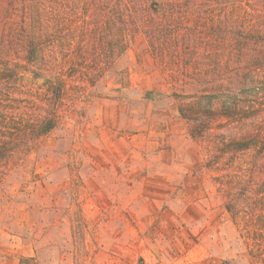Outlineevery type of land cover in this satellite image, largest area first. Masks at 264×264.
Returning a JSON list of instances; mask_svg holds the SVG:
<instances>
[{
    "label": "rangeland",
    "instance_id": "obj_1",
    "mask_svg": "<svg viewBox=\"0 0 264 264\" xmlns=\"http://www.w3.org/2000/svg\"><path fill=\"white\" fill-rule=\"evenodd\" d=\"M259 187L264 0H0V264H257Z\"/></svg>",
    "mask_w": 264,
    "mask_h": 264
},
{
    "label": "trees",
    "instance_id": "obj_2",
    "mask_svg": "<svg viewBox=\"0 0 264 264\" xmlns=\"http://www.w3.org/2000/svg\"><path fill=\"white\" fill-rule=\"evenodd\" d=\"M93 8L101 15L104 7L99 4H94ZM248 15V13H246ZM31 47L28 50L29 54L33 55L35 43L30 41ZM98 70H94L95 77L101 75L102 71L110 67V62L97 65ZM184 115V113H182ZM50 126H48L49 128ZM47 127L45 128L48 129ZM224 151L228 149L232 152H244L246 150L255 149L258 143L253 138H239L234 139L224 144ZM260 148V147H258ZM256 157L254 158V160ZM260 159V158H258ZM257 159V160H258ZM254 160H250L254 165ZM255 160V161H257ZM240 171V170H239ZM225 208L229 212L239 229V234L249 245L251 255L257 261V264H264V190L259 187L255 191V196L250 197L247 190L238 188L231 192L229 200L225 204Z\"/></svg>",
    "mask_w": 264,
    "mask_h": 264
}]
</instances>
